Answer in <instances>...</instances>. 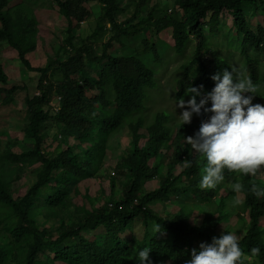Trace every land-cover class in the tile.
Wrapping results in <instances>:
<instances>
[{
    "label": "trees",
    "instance_id": "trees-1",
    "mask_svg": "<svg viewBox=\"0 0 264 264\" xmlns=\"http://www.w3.org/2000/svg\"><path fill=\"white\" fill-rule=\"evenodd\" d=\"M51 1L66 22L63 49L66 58L50 62L44 67H34L26 58L33 47L27 41L24 42L32 33V21L16 25L9 13V0H0V43L4 42L16 52L25 69L39 74L38 94L25 98L29 114L25 135L33 141L32 148L10 158L13 161L32 159L39 163L41 174L36 184L18 200L11 196L0 181V205L15 217L7 231L16 241L27 240V250L21 264H44L41 256L45 253L51 255V262L59 264H140L137 254L145 247L151 249L150 264H187L191 260L192 249H195L192 238L211 243L213 237L219 238L228 230L218 234L209 224L192 227L179 216L167 220L150 208L156 201L174 197L199 196L207 199L208 195H213L212 190L198 187L207 164L206 159L198 153L188 154L190 167H184L176 176L168 173L157 189L140 193V180L152 179L158 174L157 168L150 167L148 161L157 156L162 147L170 150V142L174 145L170 167H175L182 162L191 146L186 144L184 137H194L198 132L190 125H180L175 132L170 131L165 126L167 116L163 113L156 115L154 123L147 127L148 143L144 147L137 145V129L141 124L133 128L134 144L128 157L130 179L121 199L87 212L81 223L66 228L55 238H50L46 230H36L31 211L38 199L46 205H59L66 196L72 178L91 174L93 158L100 155L108 135L118 130L127 118L144 109L147 90L154 89L156 76L146 62L151 56L157 66L162 63L158 44L141 39L140 52L126 56L111 54L115 47L124 48L130 39L140 37L144 27L151 28L155 35L170 29L172 49L176 56L182 57L187 48L193 45L191 56L180 66L182 75L176 80L175 93L176 100L184 99L185 96L189 100L192 94L186 95L188 87L203 85L202 94H207L215 86V81L211 79L214 74L222 75L225 69L232 70L222 58L208 56L207 36L203 31L204 27H208L209 32H213L219 24V17L227 12L235 35L240 37L238 47L248 66L247 78L257 86L254 104L264 105V73L258 69V57L264 55V0H176V14L160 18H152L148 14L137 23L140 28L132 31L121 28L115 18L120 11L118 0H99L103 7L101 21L109 26L111 32L107 41L101 44L99 55L94 54L90 44H77L73 34L80 23L91 17L90 11L84 6L88 0ZM145 1L139 0L141 5ZM252 18L254 24L250 22ZM97 28L101 29L99 26ZM193 69L195 73L191 75ZM55 72L61 77L57 81L53 80ZM6 86L7 76L0 64V95H5L3 103L10 102L13 95L23 89L19 85ZM88 92L96 93L87 96ZM53 97L57 98V109L51 115L44 107ZM200 98H196L197 102ZM206 107H211V101ZM204 114L213 113H205L203 109L200 115L194 113L198 118ZM49 119L60 125V137L89 142L94 150L89 148L77 155L71 153L70 147H66L55 157L44 154L40 132L42 124ZM223 171L225 179L234 174L227 169ZM252 182L250 180L243 184L241 214L246 221V230L239 238V244L244 253L249 255L251 248L259 247L260 255L253 258L252 264H264V229L260 226V219L264 218V197L257 199L251 193ZM254 182L264 189V183ZM43 187L47 191L42 198H38L37 190ZM139 216L143 223L142 237L138 239L132 234L126 236L125 231L130 230L131 224ZM154 222L162 225V231L156 235L148 231V224ZM100 228L104 231L100 239L90 240L87 237V233ZM12 252L11 248H0V264H7Z\"/></svg>",
    "mask_w": 264,
    "mask_h": 264
},
{
    "label": "rangeland",
    "instance_id": "rangeland-1",
    "mask_svg": "<svg viewBox=\"0 0 264 264\" xmlns=\"http://www.w3.org/2000/svg\"><path fill=\"white\" fill-rule=\"evenodd\" d=\"M175 1L146 0L141 5L139 0H118L120 11L115 15V18L121 28L132 31L140 28L137 23L145 19L148 14L152 18L176 14ZM84 6L90 11L91 17L80 23L79 27L73 31L75 42L90 44L94 54L99 55L101 44L107 41L111 32L109 26L101 21L100 15L103 7L99 0H88ZM9 13L13 22L18 26L20 23L32 21L30 23L32 33L24 41L33 47L32 51L26 54V58L32 66L44 67L50 62L62 61L66 58L63 52L66 22L51 0H9ZM250 22L254 24V18ZM97 26L101 29L98 30ZM203 31L207 36L208 56L212 58L214 55L222 58L231 69H235L234 75L248 77V66L240 55L238 47L240 37L235 35L231 17L227 12L219 17V24L213 32H209L208 27H204ZM141 39L157 43V50L162 59V63L158 66L153 62L151 56L146 62L156 73L154 89L147 90L148 96L144 109L127 118L118 130L108 135L100 155L93 158L91 174L72 178L71 184L66 189V196L59 205H46L41 199L36 201V205L31 211L33 226L38 232L46 230L50 238L57 237L68 227L77 226L87 212L109 206L108 204L121 199L123 190L129 184L128 157L134 144L133 128L137 124H141V127L137 129L138 147H144L148 143L146 129L154 123L156 115L163 113L167 116L165 126L172 132L182 125L179 115L185 109L176 107L178 101L175 99L176 80L182 75L180 66L191 56L193 45L187 48L182 57L176 56L172 49L173 40L170 29L155 35L151 28L144 27L140 37L130 39L124 48L115 47L111 54L126 56L140 52L142 50ZM250 54L255 56L252 52ZM144 61H146V57ZM258 61V69L264 73V55L259 56ZM0 64L7 76L6 88L11 85L23 87L13 95L8 103H3L5 95H0V181L5 184L11 196L18 200L36 184L41 174L39 163L32 159L13 161L10 158L11 155L21 154L32 148L33 141L25 135L29 121L25 98H31L38 94L39 74L25 69L19 62L16 52L4 42L0 43ZM194 73L195 69L190 74ZM60 78L58 72L53 74L54 81ZM94 93L96 92H88L87 96ZM184 100L188 101V98L185 96ZM252 103H255L254 99H252ZM44 109L53 115L57 109V98L53 97ZM210 117L211 115L204 114L198 118L193 114L191 123L184 125L193 126L199 131L201 123ZM59 130L60 125L51 119L42 124L40 135L41 150L44 154L55 157L66 147H70L72 154L81 155L85 150L92 148V144L89 142H78L72 138L60 137ZM169 144L170 150L162 147L158 155L148 161L150 167L157 168L158 174L152 179L140 180V193L157 189L168 173L173 176L178 175L185 167L184 161H189L188 154H197L190 146L182 162L171 168V151L174 145H171L170 142ZM183 145L184 142H182L181 148ZM92 149L94 150V148ZM237 177H239L238 182L241 187L233 191L232 186L237 182ZM250 180L264 183V167L258 170L254 177L251 174L234 173L232 177L218 184L217 189H212L213 195H208L207 199H202L199 196L174 197L170 200L156 201L150 205V208L164 219L170 220L174 216H179L192 227L201 225L204 227L205 224H209L215 233L220 234L228 230L235 232L240 238L246 230V221L241 214V205L244 199L243 184ZM46 191L45 187L38 189L37 197L42 198ZM14 218L7 208L0 205V248L13 249L7 264H21L28 245L27 240L16 241L8 233L7 227L14 222ZM148 225V231L151 232L152 225L150 223ZM260 226L264 229V218L260 219ZM103 233V229L100 228L87 233V237L90 240L100 239ZM129 234L138 239L142 237L143 223L140 216L133 221L130 230L125 231L126 236ZM192 243L199 252V245L204 242L192 238ZM41 258L44 264H59L51 262V255L48 253H45Z\"/></svg>",
    "mask_w": 264,
    "mask_h": 264
},
{
    "label": "clouds",
    "instance_id": "clouds-1",
    "mask_svg": "<svg viewBox=\"0 0 264 264\" xmlns=\"http://www.w3.org/2000/svg\"><path fill=\"white\" fill-rule=\"evenodd\" d=\"M234 71L225 69L222 75L214 74L211 79L215 86L207 94H202L203 85L188 87L186 95L192 94L191 99L180 98L176 104V107L185 109L179 115L182 125L190 124L193 114L200 115L202 109L205 113H213L201 123L194 137H184L186 144L207 161L199 184L202 190H212L223 182L225 169L254 177L264 167V105L252 103L257 86L250 78L234 76ZM248 93L252 95H246ZM198 96L201 97L199 102ZM209 101L210 108L206 107ZM184 166L190 167L191 161L185 160ZM236 179L233 191L241 187L239 177ZM250 191L257 199L264 197V189L254 181ZM152 231L156 235L162 231V225L154 222ZM199 248V252L192 249L187 264H252L253 258L259 257L261 251L259 247H253L250 255L245 254L239 236L229 231L219 238L213 237L211 243H201ZM150 251L145 247L138 252L141 264H150Z\"/></svg>",
    "mask_w": 264,
    "mask_h": 264
}]
</instances>
